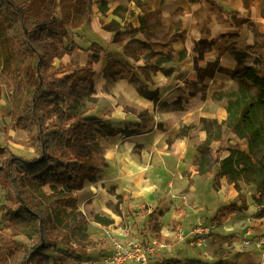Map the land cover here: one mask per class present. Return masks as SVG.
Masks as SVG:
<instances>
[{
	"label": "trees",
	"instance_id": "1",
	"mask_svg": "<svg viewBox=\"0 0 264 264\" xmlns=\"http://www.w3.org/2000/svg\"><path fill=\"white\" fill-rule=\"evenodd\" d=\"M144 12L147 7L141 0H129ZM89 0H0V99L2 87L12 89L11 124L6 130L20 127L29 139L37 157L25 160L15 156L7 148H0L1 178L14 183L18 195L15 207L2 206L3 220L8 221L9 235H0V264H51L53 258L45 252L55 250L61 242L67 247L64 254L69 258L86 255L89 247L96 246L88 231V219L79 210L78 201L72 188L83 181H94L105 166L104 148L98 135L109 138L116 136L110 120L88 118L77 110L72 91L80 82H92L88 76L92 65L99 59L90 56L87 68L72 69L70 66H54V61L82 50L76 42L66 44L64 34L52 25L38 24L32 29L26 26L31 15L52 11L59 14L61 24L75 30L81 28L89 17ZM100 13L106 16L109 9L100 0ZM135 16L132 9L118 7L113 14L122 18L124 26L112 21H102L104 30L117 32L115 43L124 46L125 53L135 59L149 58L154 66L146 70L157 72L161 63H169L174 50L169 43H146L134 38L145 31V20L140 18L141 27L135 29L120 14ZM258 36L255 24L246 23ZM123 30V31H122ZM261 45L245 50L233 48L231 55L239 63L255 56V64L264 65V36ZM98 46L93 44V47ZM186 56L180 53V58ZM122 71L128 73L126 79L139 94L154 104H159L156 92L149 90L140 80L136 71L118 63ZM121 74L114 79H121ZM239 88L234 92L219 93L214 100L225 101L227 119L219 122L203 118L200 123L206 132V139L198 146V173L207 176L213 165V148L229 132L248 143V152L231 147L229 155L218 162V174L214 186L218 188L220 176L239 189V183L252 184L264 192V164L254 162L253 154L264 146V76L255 66L245 68L237 76ZM45 87H51L48 98ZM66 101L69 108H64ZM163 111H182L166 102H161ZM195 126H182L180 137H190ZM8 132V131H7ZM234 211L246 207L230 206ZM96 221L108 226L111 220L96 217ZM17 237L33 242L19 245ZM13 248L11 251L7 249ZM160 264H179L165 260Z\"/></svg>",
	"mask_w": 264,
	"mask_h": 264
},
{
	"label": "crops",
	"instance_id": "2",
	"mask_svg": "<svg viewBox=\"0 0 264 264\" xmlns=\"http://www.w3.org/2000/svg\"><path fill=\"white\" fill-rule=\"evenodd\" d=\"M104 1L109 9L106 16L100 13V0H89L88 21L81 27L83 32L90 33L88 39L91 36L96 37L99 40L98 43H103L97 44L98 46L101 45L107 51L109 49L108 55H114L119 63L130 65L138 74L141 82L149 90L157 93L159 104L166 102L173 106L183 105H181L182 111H163L159 108V104H154L153 101L141 96L126 79L127 75L114 81L115 92L126 97L125 99L134 101L135 106L139 108L135 110V123L133 124L140 133L130 139L135 145L142 146L144 149L150 148L152 152H158L159 148L170 146L169 150L172 153L167 154L161 150L159 154L151 155L148 161L141 154L120 157L121 165L125 163V166H119L120 171L116 172L119 177L116 179V186L120 187H114L112 190L116 193L113 197L130 196L126 198L128 204H123L122 215H116L115 218L111 214L113 211L104 208L102 205L104 202H98L100 197L103 198L101 193H96L92 197L93 203H78V206L81 207V211L90 223L99 213L109 215L113 223L102 230L115 232L123 241L135 243L141 241L135 226V223H140L141 219L135 220V214L131 216L128 211L130 209L140 211L141 204L149 206L158 198L157 193L151 187L154 186L153 188L156 189V185L150 184V180L154 179L156 174L152 164L157 165L159 169L157 174H162L166 180H169L166 195L169 206H173L177 197L187 190L190 194L197 195L198 188L195 186L197 178L211 179L199 175L196 164L197 155H199L197 144L206 139L205 134L200 133L196 141L191 137H179L178 132L184 125H198L203 118L215 119L219 122L226 121L228 117L226 102H217L214 96L219 93L236 91L239 88L237 76L243 73L245 68L253 66L248 61L250 57L255 59V56H250L245 62L239 63L231 55V51L233 48L245 50L247 47L261 45L260 37L264 36V0H141L148 9L146 12L134 3H130L129 0ZM118 7H127L134 11L135 16H128L127 13L122 16L135 29L141 27L140 18L145 20V31L139 33L134 38L135 40L170 44L175 52L171 62L161 63L157 72L146 70L145 68L151 69L154 66L149 58L135 60L125 53L124 46L115 43L117 32L104 30L102 21L107 20L104 21L106 24L116 21L124 26L122 18L113 14ZM246 23L255 24L258 36ZM181 52L186 53L183 59L180 58ZM108 61L105 56L99 58V63L93 64V73L100 75V72L107 68ZM261 75L264 76V73L262 72ZM122 115L117 119L126 117L127 111L124 110ZM140 163H150V166L141 167ZM83 204L90 206L92 212L85 211L81 206ZM163 209L164 206L160 208V210ZM187 214L186 212H174L172 220L160 227V234L157 238L162 242V246H158L160 247L158 250H161L155 254L157 247L155 248L149 264H160L165 260H173L179 264H191L189 261L192 259L195 261L194 264H201L198 261L208 264L216 263L213 262L216 257L212 253L205 251L194 255L192 250L184 246L185 242L193 246L188 233L195 224L201 225V222H196V219L187 220ZM230 215L232 214L222 210L212 221L228 225L231 222ZM1 226L5 229L8 221L3 220V210L0 209V229ZM117 226L121 229L115 230ZM5 232L9 234L6 229ZM252 235H256L252 230L246 234L245 239L248 244L245 249L243 248L244 250L242 249L244 252L234 253L221 261H224V264H230L229 261L234 259L235 262L231 264H261L264 247L260 246V239L254 240ZM263 236L264 234L260 238ZM236 242L239 241H234ZM53 251L45 252L53 258L51 264H71L72 260L69 261L67 258H62L60 262L55 258L56 254ZM106 251L92 249L88 250L87 255L96 253V258H92V261L96 262L97 258L107 253ZM102 260L103 258L101 263L95 264H103Z\"/></svg>",
	"mask_w": 264,
	"mask_h": 264
},
{
	"label": "rangeland",
	"instance_id": "3",
	"mask_svg": "<svg viewBox=\"0 0 264 264\" xmlns=\"http://www.w3.org/2000/svg\"><path fill=\"white\" fill-rule=\"evenodd\" d=\"M120 14L125 15L126 12L121 11ZM38 24L52 25L57 31L65 35L66 38L64 41L66 44L77 42V44L82 49L80 51L78 50L73 55H70V57L65 61H63L65 56L61 60H55L54 66L56 68H59L61 64L64 66H70L72 69L87 68L88 59L90 56H95L98 59H101L105 56L109 60L107 68L101 71L100 75L93 72L88 74V76L92 78L91 83L86 81L82 83L80 82L79 87L72 91V98L76 102L77 110L83 113L86 117L110 120L112 127L117 132V135L109 138L98 135V140L105 150V166L101 169L94 181H83L78 186L73 187L72 192L78 203H93L91 200L96 193H101V196L103 194V198L101 199L100 197L98 202H104V204L102 203L104 208L113 211L111 214H113L116 218V215H122L124 212L122 210L124 209L123 204H128L126 198L130 197L129 195L113 197L115 192L112 189L114 187H120L118 185L116 186V179H119L116 172L120 171L118 169L119 166H125V163H122L121 165L120 157L122 155L130 156L141 154L143 157H146V160L148 161L151 158V155L159 154L161 150L164 153L171 154L172 152L169 150L170 146L159 148L160 150L158 152H152L150 148L144 149L142 146L135 145L134 141L130 139L134 138L135 134L140 133L138 129H135V124H133L135 123V110H138L139 108L135 106L134 101L125 99L126 97H122L119 93L115 92L113 85L114 81L117 80L114 79V76L118 74H121V76L126 75V70H121V67L118 66L119 61L115 59L114 55H108L109 49L107 51L101 45L93 47L94 43H103H98L99 40L94 36H91L90 39H88L90 33L87 31L83 32V29L81 28L75 30L62 25L60 15L55 14L52 11H49L46 14H41L39 18L31 15L26 22L28 29H32ZM253 58L254 57H250L248 62L252 63V65L258 69L260 76H263L261 73H264V65L255 64V59ZM120 63L123 64V62ZM126 66L131 68V66L128 64H126ZM126 73L128 72L126 71ZM108 77H111L112 79H107ZM50 88L51 87H45L44 89V94H46V97L48 96ZM1 89L0 148L5 147L15 156L25 160L34 159L37 157V155L34 149L28 146L30 141L27 138L26 133L20 129V127L17 129L6 130L12 121L11 113L13 106L11 102L13 100V95L12 89L6 87H2ZM70 105V102L66 101L61 106L64 108H69ZM181 105L176 104L174 107L177 109H182L183 105ZM124 110L127 111V116L119 117L122 119H117L118 116H123L122 114L124 113ZM125 122L126 124H124ZM190 126H195V129L190 132L191 138H194L197 141L200 133L203 135L205 134L206 138V132L203 130L201 123ZM201 143L197 144V148ZM231 147L239 148L248 152V143L246 141L240 140L234 134L227 132L221 142H216L212 145V158L214 162L213 165H211L210 175L206 176L210 177L211 179L203 177L197 178L195 185L198 188L197 195H192L189 193L190 191L187 190L184 192V194L177 197L173 203V206H169V202L166 198L169 180H166V177H164L162 174H157L159 169L157 168L156 164H152L156 174L155 178L150 180V184L156 185V189L153 188L154 186L151 187L155 193H157L158 198L155 199L153 204L149 206L141 204L140 211H132V209L128 211V214L131 216H134L135 214V220L141 219L140 223H135L136 229L139 232V240H141L138 243L148 246L152 245L153 242L156 241L158 244H161L162 242L157 238V236L160 234V227L162 225L168 224L172 220L174 217V212H186L188 213L186 215L187 220L196 219V222H201V227L207 229L209 228L207 235L208 241L206 246H204L202 249H200L196 244L197 237L190 235V233H188V236L190 237L191 243L194 247L189 246V244L186 242L184 246L192 250L194 255L198 254L199 252L202 254L201 252L205 251L212 253L216 257L215 261H213L216 262L215 264H224L225 262L221 261L223 258L230 257L234 253L241 254L244 252L243 250L247 246L245 238L249 230L255 232L256 235H252L254 240L260 239V236L264 234V192H260L255 185L245 184L243 182H240L239 189H236L234 185L227 181L226 177L222 176L218 178L220 186L218 188H215L214 186V178L218 174L220 168L218 158H220V160L226 158L229 155L227 150ZM1 156L2 154H0V166ZM198 157H200V154L197 155V158ZM253 160L254 162L261 161L264 164V146L254 152ZM139 165H141V167H148L150 166V163H140ZM190 181L192 182L191 179ZM109 191H111V194H109ZM110 195H112V197ZM17 203L18 195L16 193L14 183H7L3 177H0V204L3 206L6 205L15 207ZM233 205H236L237 208L246 207V210L240 209L239 211L235 212L234 209L230 207ZM163 206L164 209L160 210V208ZM79 210H82L81 207H79ZM222 210H226L227 213L232 214L229 218L231 222H229L228 225L224 223L219 224L218 221L215 220L212 221L216 214ZM81 212L83 213V211ZM97 216L102 219L111 220L110 216L105 213H99L96 215V217ZM96 217H94L92 223L88 222L87 233L92 240L96 241V246L89 247V250H111L106 251L107 253H104V256H100V258H97L96 262H94L92 261V258H96V253H92L90 256L86 254L83 256H77L75 258L67 257L64 254V250H66L67 247L60 242L58 248L53 251L54 254H56L55 258L60 260V262H62V258H67L69 261L72 260L70 261L71 264L101 263L100 261L102 258H108L112 255L116 243H122L123 245L132 244V241H123V239L120 236H117V233L115 232L105 230L103 231L102 229L104 227L110 226H104L98 223L96 221ZM210 221L212 222L210 223ZM222 225L223 227H221ZM118 227L120 226H117L115 230L121 229ZM196 227L197 225L195 224L192 229ZM5 229L3 227L0 229V235L6 236L10 234V231L6 229L9 232L8 234L5 232ZM237 235L239 237H236ZM236 240L239 242L234 243ZM261 240H264V238L260 239V241ZM16 242L19 245H29L33 243L23 237H17ZM159 248L160 247L157 246V252L155 254L159 253L161 250H158ZM12 249L13 248L7 249V251L9 252ZM194 262L195 261L193 259L189 261L191 264H194ZM229 262L231 264L234 263L235 260L233 259ZM198 263L208 264L203 263V261H198Z\"/></svg>",
	"mask_w": 264,
	"mask_h": 264
},
{
	"label": "built area",
	"instance_id": "4",
	"mask_svg": "<svg viewBox=\"0 0 264 264\" xmlns=\"http://www.w3.org/2000/svg\"><path fill=\"white\" fill-rule=\"evenodd\" d=\"M209 228L201 227L198 225L196 228L192 229L189 233L194 237H197L196 244L202 249L206 246L208 238ZM264 238V237H262ZM260 238V239H262ZM246 242V241H245ZM260 246L264 247V240H261ZM248 244V242H246ZM162 246L158 242H153L152 245L144 246L141 243L135 242L129 245H123L122 243H116L112 255L108 258H103V264H149L150 257L154 254L155 248L157 246ZM261 264H264V253L263 261Z\"/></svg>",
	"mask_w": 264,
	"mask_h": 264
},
{
	"label": "bare ground",
	"instance_id": "5",
	"mask_svg": "<svg viewBox=\"0 0 264 264\" xmlns=\"http://www.w3.org/2000/svg\"><path fill=\"white\" fill-rule=\"evenodd\" d=\"M69 58V56L68 55H66L64 58H63V61H65V60H67ZM82 206V208L85 210V211H90V212H92V208L90 207V206H87V205H85V204H83V205H81Z\"/></svg>",
	"mask_w": 264,
	"mask_h": 264
}]
</instances>
